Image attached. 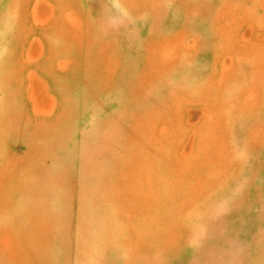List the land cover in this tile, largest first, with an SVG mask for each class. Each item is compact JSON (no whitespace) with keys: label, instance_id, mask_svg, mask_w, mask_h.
I'll list each match as a JSON object with an SVG mask.
<instances>
[{"label":"rangeland","instance_id":"obj_1","mask_svg":"<svg viewBox=\"0 0 264 264\" xmlns=\"http://www.w3.org/2000/svg\"><path fill=\"white\" fill-rule=\"evenodd\" d=\"M0 264H264V0H0Z\"/></svg>","mask_w":264,"mask_h":264}]
</instances>
